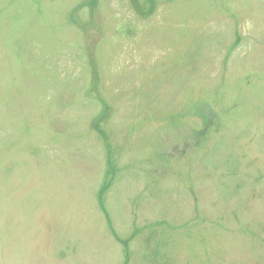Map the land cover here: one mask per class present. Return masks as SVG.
Masks as SVG:
<instances>
[{"label": "rangeland", "instance_id": "374dc122", "mask_svg": "<svg viewBox=\"0 0 264 264\" xmlns=\"http://www.w3.org/2000/svg\"><path fill=\"white\" fill-rule=\"evenodd\" d=\"M0 264H264V0H0Z\"/></svg>", "mask_w": 264, "mask_h": 264}]
</instances>
